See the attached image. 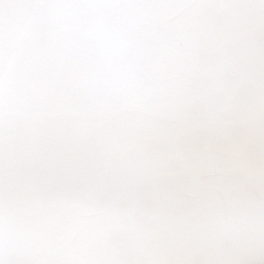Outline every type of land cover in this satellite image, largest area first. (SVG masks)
I'll return each instance as SVG.
<instances>
[{
  "label": "snow or ice",
  "instance_id": "1",
  "mask_svg": "<svg viewBox=\"0 0 264 264\" xmlns=\"http://www.w3.org/2000/svg\"><path fill=\"white\" fill-rule=\"evenodd\" d=\"M0 264H264V0H0Z\"/></svg>",
  "mask_w": 264,
  "mask_h": 264
}]
</instances>
